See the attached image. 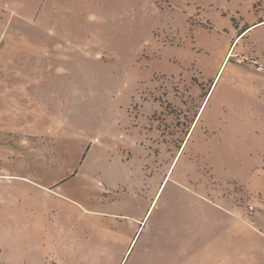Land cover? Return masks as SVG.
I'll use <instances>...</instances> for the list:
<instances>
[{"label":"rangeland","instance_id":"374dc122","mask_svg":"<svg viewBox=\"0 0 264 264\" xmlns=\"http://www.w3.org/2000/svg\"><path fill=\"white\" fill-rule=\"evenodd\" d=\"M181 175L212 200L176 223ZM0 226L22 264L258 260L264 0H0Z\"/></svg>","mask_w":264,"mask_h":264},{"label":"crops","instance_id":"0c3cea01","mask_svg":"<svg viewBox=\"0 0 264 264\" xmlns=\"http://www.w3.org/2000/svg\"><path fill=\"white\" fill-rule=\"evenodd\" d=\"M173 167H174L173 165L167 167V169L163 175V179L160 182V185L154 194L153 193L151 195L148 194L146 197L143 196L140 199L141 202L143 201V205L145 203H147V206L144 205L142 208L141 207L142 204L140 205L139 204L140 202H139L136 206L137 210L135 213H131V214L130 213L129 214L123 213V214H121V217H124L123 219L126 220L125 227L128 228L129 230L134 231L131 242H133L134 238L137 236L136 241L133 244V247L135 246L138 239L143 234L147 233V229H145V226L147 224L148 218L152 215V212H153V210L157 204V201L160 198V196L157 197L160 186L165 181L166 177H169V179H170V176L174 170ZM171 168L173 170H171ZM169 172H170V174H169ZM154 176H155V174L152 177H154ZM31 182H33V181H31ZM167 182H168V180L166 181V183ZM33 183H36L41 187H45L44 184H40L37 181H35ZM175 184L179 188L180 192L181 191L184 192L183 197H182V194L179 195L180 204H181L182 200L186 204L184 207H181V205H180L178 208H176L177 209V213H176L177 216L174 217V218L178 217L176 223L181 222L180 219H181L182 215L184 216L187 214L189 216V214L192 213L191 210H193L194 208H195L196 212L198 211L199 213L203 214V212H204L203 209L205 207V204L203 206L202 202H204V197L212 200L210 195L203 194L202 189H200L198 192L197 186H196V189L194 190L193 182L182 177V175L178 180H175ZM98 188L100 189V191L104 192L106 195L111 196V194L113 193V188H116V187L111 186L109 183L108 184L102 183L101 185H99ZM125 188L126 187H123L124 190L122 191V193L126 192L127 189H125ZM128 192H129V194L131 193L132 195H135V196H138L139 194H141V190H139L138 188H136L134 186H132V189H129ZM49 193H50V191H49ZM116 193H117V196L120 195V190L116 191ZM142 193H144V192H142ZM185 193H188V196H186ZM112 200H114V199H112ZM144 201H145V203H144ZM152 205H153V207H152ZM151 207H152V209H151ZM140 208H142V209L140 210ZM150 209H151V212L149 213ZM101 212L106 213V214L111 213V211L110 212L101 211ZM158 213H159V215L158 214L156 215L157 219H159L158 222L162 221L165 223L166 221H169V218H168L169 214H166L165 210H161ZM25 214H27V211H25ZM147 215H148V217H147ZM261 215H263V213L257 211V216H261ZM102 217L107 218L106 216H103V215H102ZM183 219H186V217L184 216ZM11 233H12V228L10 229V228H5V227L0 226V264H22V252H21L20 245L12 243ZM204 245H205L204 242L200 243V246L197 248V254H198V251L201 250V248L202 249L204 248ZM18 248L20 250L19 254L17 252H13V249L15 251H17ZM127 249H126V251H127ZM126 251H125V254L123 255V258L119 262V264L123 263V259L126 255ZM203 251H204V249L201 250V252H203ZM257 255L259 257L258 260L252 262L253 260L247 259V261H245V262L243 261V262L245 264H264V244L263 243L260 244V252ZM13 256H16V259H13ZM23 262H24L23 264H26V254H23ZM125 263H126V261L123 264H125Z\"/></svg>","mask_w":264,"mask_h":264}]
</instances>
